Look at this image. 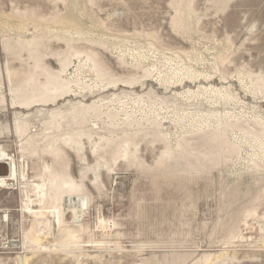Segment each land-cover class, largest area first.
I'll return each mask as SVG.
<instances>
[{
  "label": "rangeland",
  "instance_id": "374dc122",
  "mask_svg": "<svg viewBox=\"0 0 264 264\" xmlns=\"http://www.w3.org/2000/svg\"><path fill=\"white\" fill-rule=\"evenodd\" d=\"M0 145V264H264V0H0Z\"/></svg>",
  "mask_w": 264,
  "mask_h": 264
},
{
  "label": "bare ground",
  "instance_id": "6f19581e",
  "mask_svg": "<svg viewBox=\"0 0 264 264\" xmlns=\"http://www.w3.org/2000/svg\"><path fill=\"white\" fill-rule=\"evenodd\" d=\"M38 64V63H37ZM50 74V73H49ZM51 75V74H50ZM56 76V75H55ZM54 76V78H55ZM51 77V76H50ZM57 78V76H56ZM220 133V132H219ZM0 164L1 165H7L10 168L9 173L6 172V175H0V188H7L10 184V182H19V180H21V177H19L18 174V170H17V163L15 162V160L7 153L6 149L4 148L3 145H0ZM0 172H4V170H0ZM4 172V173H5ZM52 178L49 179V183L48 184H40V185H35V191L39 194L42 195V199L44 200L48 195L50 196V199L54 202L57 203L59 202L62 198L61 195V191H62V187L61 185H67L69 186L70 189L75 190L76 187L75 185L72 183L70 177L68 176H61L59 174H57L56 172H54L53 174L51 173ZM51 185V187H50ZM56 187L58 189H56ZM64 187V186H63ZM9 189V188H8ZM35 192V193H36ZM38 196V195H37ZM31 200V199H29ZM72 201V200H71ZM31 202L32 201H28V204H26V210L28 213L31 214H36L38 212H33V210L31 209ZM85 204V203H84ZM72 206V205H71ZM55 211V209H54ZM78 211V210H77ZM58 214V217L60 219V214L58 213V210L56 209V212ZM56 214V215H57ZM60 226V225H59Z\"/></svg>",
  "mask_w": 264,
  "mask_h": 264
},
{
  "label": "water",
  "instance_id": "95a60500",
  "mask_svg": "<svg viewBox=\"0 0 264 264\" xmlns=\"http://www.w3.org/2000/svg\"><path fill=\"white\" fill-rule=\"evenodd\" d=\"M0 170H4V172L6 171V172L9 173L10 168H9V166H7V165L5 166V165H1V164H0ZM4 172H3V173L0 172V175H2V174H3V175H6V172H5V173H4Z\"/></svg>",
  "mask_w": 264,
  "mask_h": 264
}]
</instances>
